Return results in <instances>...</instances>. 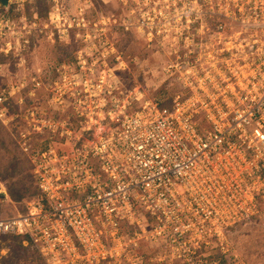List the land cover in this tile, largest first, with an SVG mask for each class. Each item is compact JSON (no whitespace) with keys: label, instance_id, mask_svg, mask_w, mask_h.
<instances>
[{"label":"built area","instance_id":"built-area-1","mask_svg":"<svg viewBox=\"0 0 264 264\" xmlns=\"http://www.w3.org/2000/svg\"><path fill=\"white\" fill-rule=\"evenodd\" d=\"M253 21L186 62V98L134 113L112 98L98 121L64 129L69 149L31 151L41 199L0 217V236H23L44 264H208L222 228L264 221V17Z\"/></svg>","mask_w":264,"mask_h":264},{"label":"rangeland","instance_id":"rangeland-1","mask_svg":"<svg viewBox=\"0 0 264 264\" xmlns=\"http://www.w3.org/2000/svg\"><path fill=\"white\" fill-rule=\"evenodd\" d=\"M254 13L264 17V0H0V217L36 197L31 151L69 149L64 129L98 121L112 98L129 113L186 98V62L236 42ZM254 222L222 228L209 261L264 264V221ZM0 264L44 263L0 236Z\"/></svg>","mask_w":264,"mask_h":264},{"label":"trees","instance_id":"trees-1","mask_svg":"<svg viewBox=\"0 0 264 264\" xmlns=\"http://www.w3.org/2000/svg\"><path fill=\"white\" fill-rule=\"evenodd\" d=\"M160 106H162V105H160ZM164 106H168V105H164ZM32 178V177H31ZM36 191H37V189H36ZM41 199V196L39 195V193H38V191H37V194H36V197L35 198H32L31 200H36V201H39ZM2 237H6V238H8V237H11V238H15V239H18L19 240V242H21L22 243V245H24L23 244V241H24V237L23 236H15V235H4V236H2ZM24 246H29V245H24ZM30 247V246H29ZM31 248V247H30ZM32 249V248H31ZM38 255V254H37Z\"/></svg>","mask_w":264,"mask_h":264},{"label":"water","instance_id":"water-1","mask_svg":"<svg viewBox=\"0 0 264 264\" xmlns=\"http://www.w3.org/2000/svg\"><path fill=\"white\" fill-rule=\"evenodd\" d=\"M2 4L5 5L6 4V0H1Z\"/></svg>","mask_w":264,"mask_h":264}]
</instances>
